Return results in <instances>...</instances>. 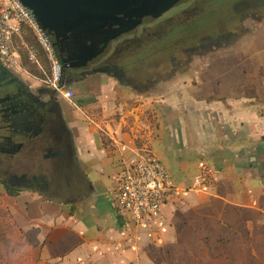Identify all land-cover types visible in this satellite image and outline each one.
Wrapping results in <instances>:
<instances>
[{
	"label": "crops",
	"instance_id": "0c3cea01",
	"mask_svg": "<svg viewBox=\"0 0 264 264\" xmlns=\"http://www.w3.org/2000/svg\"><path fill=\"white\" fill-rule=\"evenodd\" d=\"M209 49L243 55L191 57L194 70L146 89L97 72L116 80L95 91L97 106L76 105V120L59 104L65 141L37 138L8 169L13 184L0 180L19 191L0 197L31 261L264 264V11ZM148 157L178 193L159 219L134 227L117 215L113 192L122 166Z\"/></svg>",
	"mask_w": 264,
	"mask_h": 264
},
{
	"label": "flooded vegetation",
	"instance_id": "af4514ba",
	"mask_svg": "<svg viewBox=\"0 0 264 264\" xmlns=\"http://www.w3.org/2000/svg\"><path fill=\"white\" fill-rule=\"evenodd\" d=\"M163 2L157 0L141 16L136 28L112 41L105 53L90 63L96 62L95 66L65 68L64 59L76 49L68 43L57 44L56 37L49 34L55 57L62 65L61 85L72 86L95 69L124 74L129 79L130 71H135L140 63L150 60L151 56L163 54L168 49L175 50L182 43L190 41L191 44L208 42L209 48L213 44L211 42H222L243 30H238V27L244 26L247 16L264 11V0H180L157 18V11ZM180 12L185 18L171 22ZM224 26L237 29L223 34ZM205 32L208 34H202ZM191 44L184 50L190 51L196 47ZM131 49L135 53L130 54ZM59 104L51 92L43 89L33 91L21 77L0 63V168L11 169L16 157L27 156L32 150L35 151L31 143L37 138H41L44 143L49 140L65 141ZM45 150L52 153L55 149Z\"/></svg>",
	"mask_w": 264,
	"mask_h": 264
},
{
	"label": "built area",
	"instance_id": "2783aa9c",
	"mask_svg": "<svg viewBox=\"0 0 264 264\" xmlns=\"http://www.w3.org/2000/svg\"><path fill=\"white\" fill-rule=\"evenodd\" d=\"M25 32L33 34L55 57L52 42L33 11L20 0H0V63L12 72L11 65L18 58L15 43ZM61 72L62 65L56 59L53 87L63 98L72 100L74 92L64 90ZM177 193L178 187L163 162L148 157L122 166L112 202L117 215L126 223L134 227L147 226L161 217L163 208L173 203Z\"/></svg>",
	"mask_w": 264,
	"mask_h": 264
},
{
	"label": "rangeland",
	"instance_id": "374dc122",
	"mask_svg": "<svg viewBox=\"0 0 264 264\" xmlns=\"http://www.w3.org/2000/svg\"><path fill=\"white\" fill-rule=\"evenodd\" d=\"M183 18H185V16L183 13L180 12L172 18L171 22H178L183 20ZM235 23L238 22L235 21ZM242 28H244L243 25H241V27H238V30ZM236 29V27L224 26L222 29V33L227 34L228 32L235 31ZM202 34L207 35L208 32ZM227 39L228 38H226V40ZM191 43L192 41L185 42L182 43V46L175 48V50L168 49L163 54L159 53L155 54L154 56H151L149 58L150 60L140 63L138 67L135 68V71H130V80L128 81V83L131 86H135L140 89H146L154 84H157L158 80L160 79L161 81H167L172 79L176 76V73L178 71L190 72V70H194L191 65L187 64V61H189L191 57H200L202 55H204V57L206 55L209 57L221 55H243H241L242 52L236 53L235 51L232 53L230 52V54H227V52L221 51L222 49H218L219 51L212 53V50L207 47L209 44L208 42L200 44L197 42H195L194 44ZM211 43H218V41H213ZM189 44H191V46L194 45L196 47L190 51H185L184 48L188 47ZM198 45H200V47H197ZM15 47L18 52V58L11 65L13 72L19 77H21L24 82L32 88L33 91L43 89L45 91L51 92L53 94V97H56L60 101L61 106L70 111L69 115H73L76 120V105L82 106V103L84 102V106H91L95 104L97 106L99 100L97 99L98 96L95 94V91H97L98 88L108 87L109 83H112L111 81H116L114 79V76L109 74H102L96 72L87 73V77L84 79V82H78L72 86L65 87V91L72 90L74 92L73 99L67 100L63 98V96L59 92H57V90L53 87L52 84V82L54 83L55 80L54 68L56 66V58L43 48V46L39 43L38 39L35 38L33 34L25 32L22 39L17 40V42L15 43ZM133 51L132 49L129 50L130 54L135 53V51ZM198 69L203 70V66L197 67V70ZM158 72H160V74H158ZM89 89L93 91L90 92L91 94L87 93ZM83 94H85V96ZM45 96L47 97V94ZM82 97H85V99L82 100ZM91 109L92 111H98V109L94 107H92ZM70 117L67 116L68 119H70ZM94 119L95 117L90 112V119L87 120V123H92V120L94 121ZM1 138L2 137H0V141ZM0 180L2 182L12 184V170L0 168ZM5 189V187L0 185V190L4 193L7 192H5ZM3 192H0L1 196H3ZM0 198L2 204L8 206V202L6 201V199H3V197ZM32 263L41 264L35 259L34 261H32Z\"/></svg>",
	"mask_w": 264,
	"mask_h": 264
},
{
	"label": "water",
	"instance_id": "95a60500",
	"mask_svg": "<svg viewBox=\"0 0 264 264\" xmlns=\"http://www.w3.org/2000/svg\"><path fill=\"white\" fill-rule=\"evenodd\" d=\"M33 11L46 34L57 44L75 47L64 59L65 68L83 69L102 56L109 44L136 28L141 16L157 0H20ZM180 0H164L156 17ZM125 19V20H124ZM70 64V65H69ZM94 72H103L95 69Z\"/></svg>",
	"mask_w": 264,
	"mask_h": 264
},
{
	"label": "trees",
	"instance_id": "16d2710c",
	"mask_svg": "<svg viewBox=\"0 0 264 264\" xmlns=\"http://www.w3.org/2000/svg\"><path fill=\"white\" fill-rule=\"evenodd\" d=\"M11 197L19 194L18 190L6 185ZM11 259V262H10ZM32 256L23 232L14 223L8 206L0 201V264H32Z\"/></svg>",
	"mask_w": 264,
	"mask_h": 264
}]
</instances>
